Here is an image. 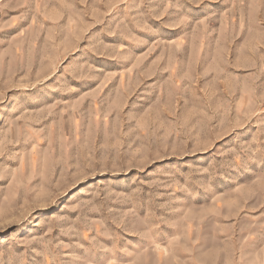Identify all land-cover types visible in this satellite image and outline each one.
I'll return each mask as SVG.
<instances>
[{
  "label": "rangeland",
  "instance_id": "rangeland-1",
  "mask_svg": "<svg viewBox=\"0 0 264 264\" xmlns=\"http://www.w3.org/2000/svg\"><path fill=\"white\" fill-rule=\"evenodd\" d=\"M0 264H264V0H0Z\"/></svg>",
  "mask_w": 264,
  "mask_h": 264
}]
</instances>
